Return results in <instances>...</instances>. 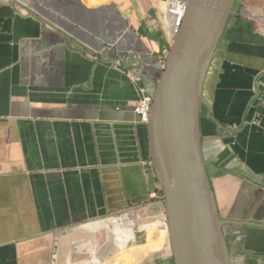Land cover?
Here are the masks:
<instances>
[{
	"label": "crops",
	"instance_id": "1",
	"mask_svg": "<svg viewBox=\"0 0 264 264\" xmlns=\"http://www.w3.org/2000/svg\"><path fill=\"white\" fill-rule=\"evenodd\" d=\"M165 3L0 0V264H174L133 110L132 77L152 92L164 66ZM233 13L204 84L202 150L234 264H264V0ZM136 232L147 243L119 259Z\"/></svg>",
	"mask_w": 264,
	"mask_h": 264
},
{
	"label": "water",
	"instance_id": "2",
	"mask_svg": "<svg viewBox=\"0 0 264 264\" xmlns=\"http://www.w3.org/2000/svg\"><path fill=\"white\" fill-rule=\"evenodd\" d=\"M237 0H188L168 44L146 124L174 264H234L202 150L200 108L209 68Z\"/></svg>",
	"mask_w": 264,
	"mask_h": 264
},
{
	"label": "built area",
	"instance_id": "3",
	"mask_svg": "<svg viewBox=\"0 0 264 264\" xmlns=\"http://www.w3.org/2000/svg\"><path fill=\"white\" fill-rule=\"evenodd\" d=\"M167 4L165 6L162 19L165 22L166 28L168 29V39L169 43L179 32L180 26L182 24L183 17L185 15L188 0H166ZM264 19V17H263ZM132 81L134 82V88L137 92L138 98L133 106L134 112L140 118V121L147 124L151 105H152V93L147 90V88L142 83V80L138 76H133ZM259 124V121H255ZM146 162L143 161V164ZM151 165V162H150Z\"/></svg>",
	"mask_w": 264,
	"mask_h": 264
},
{
	"label": "rangeland",
	"instance_id": "4",
	"mask_svg": "<svg viewBox=\"0 0 264 264\" xmlns=\"http://www.w3.org/2000/svg\"><path fill=\"white\" fill-rule=\"evenodd\" d=\"M238 1L239 0H237L236 3H235V5H234V10L237 9V3H238ZM127 233H130V232H127ZM128 238H129V240L126 241V239H128ZM132 238H133L132 235L130 237H128L127 235H125L124 239H122L121 241L118 242V245H116V243H115L113 251L124 252V255L123 256H120L119 259H124L125 258V254H128L132 250V248L134 246H137V245H134V244H136V243L137 244L147 243V240L145 239L146 236L143 235V233L136 232V240H134L133 242H129V241H131ZM99 241H100V243H102V242H104V243H102L101 245H98V246H95L94 247V252L96 253L97 257H98L99 254L103 253V246L106 243V239H105V236H104L103 233L100 234V240ZM121 245H123V246H121ZM162 250L166 252V250H167L166 244H162L161 251ZM73 258L74 259H77V258H79V256H76L75 255ZM98 259H99V261H101L100 257H98ZM149 262H150L149 261V258H145L142 261L141 264H148ZM134 264H138V263H134Z\"/></svg>",
	"mask_w": 264,
	"mask_h": 264
},
{
	"label": "trees",
	"instance_id": "5",
	"mask_svg": "<svg viewBox=\"0 0 264 264\" xmlns=\"http://www.w3.org/2000/svg\"><path fill=\"white\" fill-rule=\"evenodd\" d=\"M238 19H239V21L238 22H240L241 24H240V26L238 27V28H243V27H248V25L247 24H243V23H246L244 20L242 21V18L239 16L238 17ZM235 29H237V26L235 27ZM160 192H161V194H163V191H162V188L160 189Z\"/></svg>",
	"mask_w": 264,
	"mask_h": 264
},
{
	"label": "bare ground",
	"instance_id": "6",
	"mask_svg": "<svg viewBox=\"0 0 264 264\" xmlns=\"http://www.w3.org/2000/svg\"><path fill=\"white\" fill-rule=\"evenodd\" d=\"M162 3H164V2H162ZM166 4V3H165ZM165 8V7H164ZM169 235V234H168ZM169 239V238H168ZM157 256H158V254L157 253H153L151 256H149V261L151 262V263H153L156 259H157ZM142 262H140L139 264H141Z\"/></svg>",
	"mask_w": 264,
	"mask_h": 264
}]
</instances>
